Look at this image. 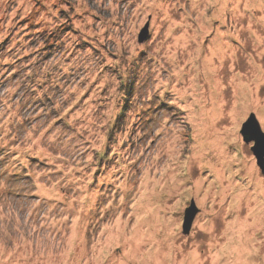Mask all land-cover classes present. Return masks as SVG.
I'll return each instance as SVG.
<instances>
[{
  "label": "rangeland",
  "instance_id": "374dc122",
  "mask_svg": "<svg viewBox=\"0 0 264 264\" xmlns=\"http://www.w3.org/2000/svg\"><path fill=\"white\" fill-rule=\"evenodd\" d=\"M250 113L264 0H0V264H264Z\"/></svg>",
  "mask_w": 264,
  "mask_h": 264
},
{
  "label": "water",
  "instance_id": "95a60500",
  "mask_svg": "<svg viewBox=\"0 0 264 264\" xmlns=\"http://www.w3.org/2000/svg\"><path fill=\"white\" fill-rule=\"evenodd\" d=\"M147 33L148 29L147 25H145L138 35V40L142 41L146 37ZM240 134L246 143L253 142L250 149L256 159V164L260 168L261 172L264 173V132L261 130V127L253 113H250L247 119L242 123ZM198 211L199 209L192 199L189 202V205L184 209L182 233H189Z\"/></svg>",
  "mask_w": 264,
  "mask_h": 264
}]
</instances>
